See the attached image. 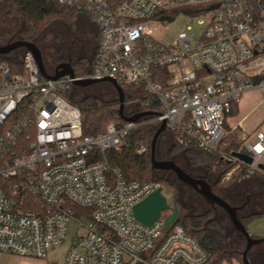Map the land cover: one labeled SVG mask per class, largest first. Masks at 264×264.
Masks as SVG:
<instances>
[{
	"label": "built area",
	"instance_id": "1",
	"mask_svg": "<svg viewBox=\"0 0 264 264\" xmlns=\"http://www.w3.org/2000/svg\"><path fill=\"white\" fill-rule=\"evenodd\" d=\"M51 1L95 21L94 65L85 76L51 80L29 51L19 71L0 55V253L43 259L70 236L64 264L206 263V251L180 225L165 232L162 217L151 226L134 218L133 206L159 184L126 181L106 153L125 148L136 128L163 121L180 140L217 155L220 168L231 166L221 183L264 177V130L253 142L239 132L242 148L224 151L225 134L242 128L243 119L231 124L232 107L238 111L251 91L264 103V0ZM190 7L199 39L190 25L171 40L154 35L175 19L172 11ZM84 79L141 86L143 112L156 108V115L84 135L80 110L64 97Z\"/></svg>",
	"mask_w": 264,
	"mask_h": 264
},
{
	"label": "trees",
	"instance_id": "2",
	"mask_svg": "<svg viewBox=\"0 0 264 264\" xmlns=\"http://www.w3.org/2000/svg\"><path fill=\"white\" fill-rule=\"evenodd\" d=\"M1 1L6 8V16L20 21L21 25L17 31L18 40L34 44L40 35L55 23L62 21L73 26L76 18L81 14L73 8L60 5L51 0ZM181 11L189 14L194 13L191 9H182ZM2 58L12 69L21 70V60L5 56ZM93 65L94 58H81L79 61L72 63V69L75 76H85L92 71ZM162 78H167V74H163ZM122 89L124 109L129 104L133 109V113H140L146 110L144 106L146 93L143 87L132 85L124 86ZM64 97L80 110L84 135L94 136L103 133L111 123L116 125L124 124V121L118 115V99L103 101L92 96L76 98L69 96L68 92L64 93ZM152 112L156 113V108H153ZM236 112L237 108L233 106L232 114L235 115ZM150 118H142L141 121ZM156 129L157 127L153 124H145L131 131L128 137V145L119 151H108L106 153L107 161L110 168L119 170L128 182H155L158 184L159 182H165L175 189L173 180L163 177L154 178V171L150 164V143ZM168 139L170 147L164 157L175 158L177 155L182 154L190 166L200 168L204 171L206 177L211 179V185L216 189L215 193H218L221 188L229 189L237 179V175H233L227 183H221L222 173L228 171L231 166L224 165L223 168H220L217 164L219 159L217 155L201 151L194 144L180 140L171 131H169ZM143 147L146 148V151L139 153L138 151ZM232 150H237V143L233 141L229 142L228 146L224 148V151L228 153ZM255 176H258L260 184L264 186V177ZM173 195L175 197V205L179 210L178 219L174 223L180 225L184 232L193 237L206 251L208 260L204 264L241 261V252L228 247L229 243L226 239L227 229L217 219V207L206 204V209L203 212L185 213L183 211L187 208L180 203L178 190L175 189ZM260 214H264V211L240 218V221L246 227L254 216ZM253 237L257 238V236Z\"/></svg>",
	"mask_w": 264,
	"mask_h": 264
},
{
	"label": "rangeland",
	"instance_id": "3",
	"mask_svg": "<svg viewBox=\"0 0 264 264\" xmlns=\"http://www.w3.org/2000/svg\"><path fill=\"white\" fill-rule=\"evenodd\" d=\"M194 8H186L193 10V14L185 13L181 10L172 11L170 14L176 16L175 19L173 21L167 20L164 24L156 26L157 31L154 35L158 38L171 40L179 32L185 30L187 25H190L195 31V39H199L202 30L196 26V18H194V15L197 13ZM5 11L6 8L0 0V46L17 41V31L21 25L19 20L7 17ZM97 29L98 26L95 21L83 13L76 18L73 26L61 21L46 29L35 43L41 53L46 73L53 75L55 67L67 61L68 57L71 59V66L72 63L79 61L81 58L93 59L92 54L98 42V37H95ZM75 38L78 39L74 41ZM24 53L25 49L19 47L3 56L21 60ZM68 94L76 98L92 96L103 101L118 99L115 89L109 82H99L86 87H76L71 84ZM260 100L261 97L257 91L244 94L239 103L238 113H235V117L231 120V124H233L243 119L240 132L248 136L246 142H253L255 140V133L258 130H264V103H259ZM132 113V107L127 104L124 109V114L129 116ZM155 126L157 127L158 124ZM164 132L160 135L156 143L157 160H162L163 155L168 153L170 147V141L168 139L169 131L165 130ZM232 133L229 134L227 132L225 134V140L227 142L235 141L237 143V150H240L243 143L236 138L240 134L239 132ZM174 159L176 165L184 172L206 177L203 170L190 166L182 154L177 155ZM164 176H166V179L169 178V180L173 178L170 172H154V178L156 179ZM159 187H161V193L166 198L168 205H171L175 189L165 182H159ZM218 191L220 197L227 203L233 206H242V209L238 212L240 216L258 214L264 211V186L260 184L258 176L246 177L234 182L229 189L221 188ZM178 192L180 203L187 208L183 212L193 214L197 211L203 212L206 209V203L192 189H186L184 187L182 190H178ZM245 195L249 197L248 202L242 203L240 199ZM217 219L228 229L226 238L229 243L228 247L242 253L246 246V240L244 238H235L236 231L229 225V219L226 214L218 213ZM245 228L249 235L264 239V214L254 216ZM69 239L70 236L62 244L55 247V259L53 262H50L51 264H61L65 250L68 247ZM1 257L2 254H0ZM246 257L249 264H264V241L252 245ZM222 264H241V261L238 260L232 263Z\"/></svg>",
	"mask_w": 264,
	"mask_h": 264
},
{
	"label": "water",
	"instance_id": "4",
	"mask_svg": "<svg viewBox=\"0 0 264 264\" xmlns=\"http://www.w3.org/2000/svg\"><path fill=\"white\" fill-rule=\"evenodd\" d=\"M22 47L25 51H29L32 53L40 74L51 80H56L63 76H69L70 78H74V72L70 63V59L67 61L57 65L55 67L53 75H48L44 69V65L42 62L41 53L38 50L37 46L34 43L24 42L21 40H17L11 43H8L4 46H0V55H5L14 49ZM99 82H109L113 88L115 89L118 96V115L124 122H136L141 118L155 116L156 113L146 111L140 112L133 115H125L124 114V94L123 89L120 87L115 81L104 79L101 81L84 79V80H74L72 82L76 87H86ZM165 131V123L162 121L157 127L153 138L150 143V164L153 170H161V171H171L175 175L176 179L181 183L189 186L192 190H194L197 194L203 198L205 203L215 206L221 209L224 214L227 215L229 219V223L232 228L239 232L244 239L246 240V246L241 253V261L242 264H249L247 261V253L252 245L257 244L264 239H254L249 235L240 221V218L237 215V212L241 210V207H236L228 204L224 199L216 195L210 188V186L203 180H198L192 178L186 172H184L181 168H179L174 160H157L156 159V143L159 136ZM232 156L236 157L246 163H250V157L237 152H232ZM134 218L143 225L151 226L154 222L159 220L160 217L163 218V226L162 230H167L168 226L174 223L179 216V210L174 202L171 205H168L166 198L161 193V187H158L155 191L147 195L144 199L136 203L132 208Z\"/></svg>",
	"mask_w": 264,
	"mask_h": 264
},
{
	"label": "crops",
	"instance_id": "5",
	"mask_svg": "<svg viewBox=\"0 0 264 264\" xmlns=\"http://www.w3.org/2000/svg\"><path fill=\"white\" fill-rule=\"evenodd\" d=\"M95 37H98V29H97V34H96V36ZM97 47V46H96ZM96 47H95V51H96ZM95 51L93 52V56H94V53H95ZM236 113H238V111L236 112ZM232 120V119H231ZM230 120V121H231ZM241 120V119H240ZM239 121V120H238ZM241 126H242V124H241ZM241 130H239L238 132H240ZM233 142H235V141H233ZM244 179V178H243ZM239 180H241L238 176H237V179L234 181V182H236V181H239ZM233 182V183H234ZM236 196H237V194H236ZM248 199H249V197L248 196H244L243 198H241L240 200H241V202L242 203H244V202H248ZM207 204V203H206ZM229 204V203H228ZM231 205V204H230ZM242 205V204H241ZM233 206V205H232ZM236 207H238V206H236ZM239 207H241V206H239ZM242 209V208H241ZM240 211V210H239ZM221 212V211H220ZM218 213L219 212H217V215H218ZM222 213V212H221ZM224 213V212H223ZM237 215H238V217L240 216L239 215V213H237ZM244 217H246V216H240L239 218H244ZM229 225L231 226V224L229 223ZM232 227V226H231ZM227 229V228H226ZM230 230H232L231 228H229ZM246 229V228H245ZM228 230V229H227ZM231 232V231H230ZM230 232H229V235H230ZM227 234H228V232H227ZM254 235H251V237H253ZM257 239H258V237H257ZM259 239H261V238H259ZM235 240V239H234ZM264 241V240H263ZM263 241H261V242H263ZM60 245V244H59ZM58 246V245H57ZM55 247L56 246H54V247H52L49 251H48V253H47V255H46V257L45 258H43V259H39V258H36V257H34V256H16V255H13V254H8V253H0V254H2V257L0 258V261H1V264H51L50 262H53V260L55 259ZM54 248V249H53ZM67 249V248H66ZM65 252H66V250H65ZM64 256H65V253H64ZM61 264H64V258L62 259V262H61Z\"/></svg>",
	"mask_w": 264,
	"mask_h": 264
},
{
	"label": "flooded vegetation",
	"instance_id": "6",
	"mask_svg": "<svg viewBox=\"0 0 264 264\" xmlns=\"http://www.w3.org/2000/svg\"><path fill=\"white\" fill-rule=\"evenodd\" d=\"M78 38H75L74 39V41L75 40H77ZM73 44H74V42H73ZM68 59H70L69 57H68ZM67 59V60H68ZM71 60V59H70ZM167 154V153H166ZM162 160H174L175 161V159L174 158H170V157H164V155H163V158H162ZM161 161V160H160ZM176 163V162H175ZM154 172L155 171H161V170H153ZM162 172H170L171 173V175H172V177L173 178H171L170 180H174V182H175V189L176 190H182L184 187L186 188V189H191L189 186H187V185H185V184H181L177 179H176V177H175V175L173 174V172H171V171H162ZM188 175H190L192 178H194V179H198V180H203V181H205L209 186H210V188H211V190L215 193L216 191V189H214L213 187H212V185H211V179H209V178H207V177H204V176H202V175H195V174H190V173H188V172H186ZM163 178H166V176H164ZM169 179V178H168ZM195 194H197L194 190H192ZM216 195H218L219 197H220V195L218 194V193H215ZM199 195V194H198ZM200 196V195H199ZM201 197V196H200ZM175 197H174V195H173V201L172 202H174L175 203V199H174ZM203 199V198H202ZM203 202H205L204 200H203ZM218 209V212L220 213V211L223 213V211L221 210V209H219V208H217ZM239 212V211H238ZM237 212V213H238ZM240 217V216H239ZM235 238H237V239H239V238H244L239 232H237L236 231V235H235ZM252 238H254V237H252ZM254 239H257V238H254ZM259 239V238H258Z\"/></svg>",
	"mask_w": 264,
	"mask_h": 264
}]
</instances>
